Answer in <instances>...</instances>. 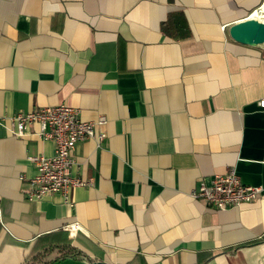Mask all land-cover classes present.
<instances>
[{"label":"crops","instance_id":"obj_1","mask_svg":"<svg viewBox=\"0 0 264 264\" xmlns=\"http://www.w3.org/2000/svg\"><path fill=\"white\" fill-rule=\"evenodd\" d=\"M263 3L0 0V264H264V49L229 35ZM63 103L106 138L74 151L73 205L29 201L55 144L8 120ZM230 170L256 201L191 197Z\"/></svg>","mask_w":264,"mask_h":264},{"label":"built area","instance_id":"obj_2","mask_svg":"<svg viewBox=\"0 0 264 264\" xmlns=\"http://www.w3.org/2000/svg\"><path fill=\"white\" fill-rule=\"evenodd\" d=\"M250 16L257 18L255 13ZM264 111V98L258 101ZM8 123L17 137H23L33 124L39 125V135L55 144V153L51 157L35 155L28 160L35 166L36 174L30 179V188L26 191L29 201L40 200L46 196L60 193L68 205H73L72 191L90 184L84 178L73 175L76 164L74 151L77 145L86 140L103 142L106 138L104 127L107 119L104 116L94 121H85L80 111L63 103L29 112H20L10 117ZM263 193L261 187L244 185L235 170L224 175H215L209 184L201 183L191 197L202 201L206 206L216 210L238 208L245 203L256 201ZM71 232L80 229V225L66 227Z\"/></svg>","mask_w":264,"mask_h":264},{"label":"water","instance_id":"obj_3","mask_svg":"<svg viewBox=\"0 0 264 264\" xmlns=\"http://www.w3.org/2000/svg\"><path fill=\"white\" fill-rule=\"evenodd\" d=\"M229 35L235 42L258 49H264V20L249 16L229 28ZM91 264H107L93 262Z\"/></svg>","mask_w":264,"mask_h":264},{"label":"trees","instance_id":"obj_4","mask_svg":"<svg viewBox=\"0 0 264 264\" xmlns=\"http://www.w3.org/2000/svg\"><path fill=\"white\" fill-rule=\"evenodd\" d=\"M185 34H188L187 32ZM74 251L73 250H70L68 251L67 253H63V255L61 257H56L55 259H52V260H49L47 262H45V264H53L54 262H57L59 260H61L62 258H66V257H73V256H77V255H80V253H73Z\"/></svg>","mask_w":264,"mask_h":264},{"label":"bare ground","instance_id":"obj_5","mask_svg":"<svg viewBox=\"0 0 264 264\" xmlns=\"http://www.w3.org/2000/svg\"><path fill=\"white\" fill-rule=\"evenodd\" d=\"M255 16L258 18V19H261V20H264V6L255 13Z\"/></svg>","mask_w":264,"mask_h":264}]
</instances>
